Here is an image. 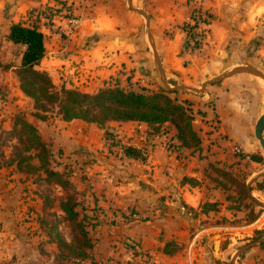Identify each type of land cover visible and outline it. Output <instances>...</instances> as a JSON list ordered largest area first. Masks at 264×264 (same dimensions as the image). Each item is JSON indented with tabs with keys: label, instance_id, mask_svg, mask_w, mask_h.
<instances>
[{
	"label": "crops",
	"instance_id": "crops-1",
	"mask_svg": "<svg viewBox=\"0 0 264 264\" xmlns=\"http://www.w3.org/2000/svg\"><path fill=\"white\" fill-rule=\"evenodd\" d=\"M223 9L243 10V25L257 29L259 19L264 17V0H0V63L3 64L0 108L7 106L0 112V119L4 123L9 124L14 118L12 111L19 98L27 99L14 79L25 47L8 40L11 27L17 24L36 26L43 33L45 57L37 69L46 73L59 90L95 95L101 89L114 87L135 92L142 89L164 92L176 86L208 87L197 99L203 108L207 105L206 110L203 109V117L193 125L201 144L195 149L181 147L177 155L167 148L171 139L179 143L176 128L169 123L159 127L138 122H109L102 127L82 120L65 122L60 117L58 128L50 120L41 121L38 127L33 125L41 137L44 133L48 135L42 138L44 142L52 141L53 148L58 146L64 151L62 158L74 169L79 167L89 173L92 186L86 180L76 185L86 208L102 207L108 214L105 222L100 223V233L97 231L98 243L114 247L119 239L120 227L112 226L116 219L109 220L115 209L113 202L110 205L113 199L128 202L136 211L121 223L124 226L121 237L128 235L137 243L133 244L134 249L126 251L130 261L126 264H193L192 256L198 261L197 255L204 249L200 244L196 248V243L205 233H242L256 228L264 219L263 216L251 222L243 221L245 214L231 211L229 205L222 213H215L223 203L221 194L229 192L231 185L226 184L227 178L245 162L234 157L230 143L221 140L222 135L240 146L245 156L256 155L260 143L257 144L255 128L254 134L249 130L251 115L244 110L243 102L248 96V89L243 86H253L250 78L253 75L243 73L214 84L207 83L217 75L244 66L247 59L231 62L225 60V53L213 54L206 62L199 59L201 54L179 56L187 45L186 30L179 28L188 25L193 12L218 16ZM67 10L74 13L76 28L66 16ZM171 27L179 29L173 36L166 34V29ZM17 48L21 49L18 57L12 52ZM12 61L17 65H12ZM253 65L259 68L262 64L254 58ZM186 91L191 92L188 88L178 89V92ZM184 99L190 109L196 108L191 106L190 98ZM212 100L219 112L216 121L225 127V133L222 128L220 131L214 128L213 117L207 111ZM225 106L231 110L229 115ZM126 149L131 150L130 156L125 155ZM262 175L264 166L257 168L252 178L260 179ZM115 180L118 183L113 185ZM70 182L73 183L72 179ZM117 188L122 193H116ZM250 192L251 200L254 188ZM228 197L224 199L227 204ZM187 208L194 212L190 213ZM230 212L238 213L237 217L232 215L235 224L227 220ZM216 215L222 217L221 221L214 222ZM187 241L188 259L181 251ZM173 242L180 247L179 251L171 250ZM226 243L220 250L221 255ZM114 251L110 254L119 259Z\"/></svg>",
	"mask_w": 264,
	"mask_h": 264
},
{
	"label": "rangeland",
	"instance_id": "rangeland-1",
	"mask_svg": "<svg viewBox=\"0 0 264 264\" xmlns=\"http://www.w3.org/2000/svg\"><path fill=\"white\" fill-rule=\"evenodd\" d=\"M67 11V17L74 15L72 11V13H69V10ZM242 12L243 10L240 9H223L218 16L204 11L201 12L202 17L204 16L207 20L206 23L201 24L203 42L195 50H189L185 47L180 52V57H185L186 54H195V56L201 54L199 59L201 58L205 62L213 54L221 56L224 53L225 60L231 62H241L243 59H247L248 62L244 66L235 67L223 74L217 75L207 84L221 79L238 68H254L264 74V17L259 19L257 29H254L252 25H243ZM140 13L145 16L143 11H140ZM189 27L190 24L189 26L184 24L179 29L180 31H185ZM179 29L171 27L169 30L166 29V34L173 36ZM247 31L248 33H246ZM246 38H249L248 41H246ZM20 50L17 48L12 52L18 57L21 52ZM203 52L205 53L203 54ZM254 58L258 59L263 67L259 65V68H256L253 65ZM11 64L17 65L16 61H12ZM2 68L3 64L0 63V70ZM19 70L14 79L17 86L21 88ZM250 78H252L251 80H253L254 84L253 86H243L248 89V96L244 98L245 101L243 102L244 110L251 115V128L249 130L254 134L255 125L264 114V81L254 76ZM182 88H188L191 92H178V89ZM206 88L195 89L187 86H176L164 92L187 110L190 109V104L186 103L184 98L187 97L193 101L191 106H195L196 108L190 109L189 114L193 117L194 125V121H197L199 117H203V109L205 108L206 110L207 107L204 104L203 108L201 101L197 100L202 97V94L207 90ZM56 90L60 91L57 88ZM161 91L157 90L156 93ZM170 92L176 93L172 94ZM19 99L16 109L12 111L13 116H15L11 122L9 124L8 122L4 123L0 119V133L2 132L0 134V264H116V262L118 264H122V262L126 264V262H130L129 258H126L128 254L126 251L134 249L135 247L132 246L137 243L133 242L130 237H127L128 235L121 237L122 233H124V226L121 223L129 220L133 216L132 213L136 211L131 209L132 207L128 205V202L122 203L123 201L113 199L110 205L113 202L112 208L115 206V209H113V216L109 220L116 219L113 221L112 226L116 229L120 227L117 230L120 235L119 239H117V244L114 247L103 245L101 242L98 243L96 238L97 231L100 233V223L105 222L108 214L106 215V211L102 207L86 208V204L80 201L77 185L82 182L84 183L86 180L90 184L88 186H92L91 180H89V173L86 174V171L80 170L79 167L74 169L73 165L66 162L64 157L62 158L64 151L60 147L55 146L53 148L52 141H43L42 138H47L48 135L42 132L43 136L41 139L49 153L47 155L49 171L58 172L64 181L69 182L70 179L73 181L69 186L59 185L55 179L50 178L48 173L41 168V158L37 151L30 148L29 141L20 124V121H24L38 127L41 126V121L50 120L54 125L57 124L58 128L59 123L57 121H59L60 117L62 119L59 107L49 105V102L43 101L48 110L46 112L43 110L45 108H40L28 97L26 99V97L21 96ZM209 102L210 104L208 105L211 106V109L209 108L207 111L213 117L212 123L215 126L214 128L219 129V131L222 128L225 133V127L220 125L221 122L216 121L219 112L215 108L214 100ZM5 107L7 108V106H3L2 109L0 108V112L5 111ZM225 109L226 114L229 115L231 110L227 106H225ZM225 123L231 124L228 121ZM198 126H196V129H198ZM3 127L6 128L4 129L5 131H3ZM169 128L171 129V127ZM42 131L45 130L42 129ZM252 134L250 133L251 136ZM221 140L230 143L229 146L234 157H239L241 161L245 162L240 169L237 168L239 171H233L230 173L232 174L230 175L231 177L227 178L226 184L231 185L228 189L229 192L221 194L222 197L224 195L223 203L219 204L221 207L215 213H222L225 209L224 207L229 205L231 211H240L242 216L245 214L246 219H243V221L251 222L257 217H263L264 175H262L263 178L254 179L252 178V173L257 168L264 166V149L260 145V150L256 155L245 156L240 146L234 144L229 136L222 135ZM172 141L173 139L169 142L171 143ZM184 152L186 153L187 151L185 150ZM253 182H255V185L251 187ZM117 183V180H115L113 185ZM251 188H254L255 194H252V199L250 200L248 197L251 195ZM115 192L122 193L121 190L118 191V188ZM228 195L227 204L224 199ZM70 200L72 204L75 203V210L79 215L77 223L69 219L61 209L62 204ZM106 207L108 208L107 205ZM207 208L205 207L204 210H207ZM83 210L87 212V215L84 214ZM187 210L190 213L194 212L188 208ZM225 214H228L227 209ZM233 214H235V217L238 216V213L230 212L229 215L231 217L227 219L230 224H235L234 217H232ZM221 219L220 215H216L213 218L214 222H217V220L221 221ZM139 220L145 221L143 219ZM84 223L89 224L88 237L91 240V248L83 245L84 238L77 226L78 224L83 226L85 225ZM261 224L254 229L248 228L247 231L242 233H234L233 231L225 235L220 232L205 233L196 243V248L201 245V248L204 249L197 255L198 261H196L195 256H192L193 264H264V219ZM193 237L194 235H192L191 239ZM222 238H227V240L222 241ZM59 240L65 241L67 246L60 247L58 244ZM224 242L227 243L221 255L220 250L223 249ZM188 243L189 241L183 244L181 248L183 257L187 259L189 252L185 250V247H188ZM175 244L173 242L170 245L171 250L179 251L180 247ZM243 250L244 252H242ZM113 251L114 254H118L125 261H121L120 258L117 259L118 256L111 255L110 253ZM82 253L87 255L86 259L80 257Z\"/></svg>",
	"mask_w": 264,
	"mask_h": 264
},
{
	"label": "trees",
	"instance_id": "trees-1",
	"mask_svg": "<svg viewBox=\"0 0 264 264\" xmlns=\"http://www.w3.org/2000/svg\"><path fill=\"white\" fill-rule=\"evenodd\" d=\"M197 14L201 15V12L194 11L192 19ZM8 40L15 45L25 47L19 70L22 92L37 106L45 108L43 110L46 112L48 111L47 107L43 104L45 101L49 102V105L59 107L65 122L82 120L102 127L109 122H138L159 127L169 123L176 128L175 137L181 147L195 149L200 146V139L193 129V117L189 114L190 109L187 110L178 104L166 92H148L146 89L135 92L120 87L104 88L95 95L82 94L65 88L57 91L50 77L37 69L45 57L43 33L36 26L26 27L17 24L11 27ZM186 44L188 48V39ZM20 124L29 141L30 148L37 151L41 158V168L59 185L69 186L70 181H64L58 172L49 171L47 157L49 153L38 130L27 122L20 121ZM131 154L130 149L125 150L126 156ZM61 209L69 219L77 223L79 215L75 210V203L72 204L71 200L67 201L62 204ZM84 224L77 226L84 238L83 245L91 248V240L88 237L89 224ZM58 244L60 247L67 246L63 240H59ZM80 257L86 259L87 255L82 253Z\"/></svg>",
	"mask_w": 264,
	"mask_h": 264
},
{
	"label": "built area",
	"instance_id": "built-area-1",
	"mask_svg": "<svg viewBox=\"0 0 264 264\" xmlns=\"http://www.w3.org/2000/svg\"><path fill=\"white\" fill-rule=\"evenodd\" d=\"M68 15V14H67ZM196 18V19H194ZM192 19V17L189 20V24L190 27L186 30V34H187V39H188V43H189V49L190 50H195L196 48H198L200 46V44L203 42V38H202V32H201V24L202 23H206L207 20L206 18H204V16L202 17V14L199 15H195ZM68 19L70 20V23L74 26V28L77 27V20L75 18V16H70L68 17ZM188 24V26H189ZM180 144L179 143H174V142H169L167 144V148L168 151L172 154H179L180 153Z\"/></svg>",
	"mask_w": 264,
	"mask_h": 264
},
{
	"label": "water",
	"instance_id": "water-1",
	"mask_svg": "<svg viewBox=\"0 0 264 264\" xmlns=\"http://www.w3.org/2000/svg\"><path fill=\"white\" fill-rule=\"evenodd\" d=\"M243 73L253 75V76L260 78L264 81V74H262L258 70L254 69V68H238V69L234 70L233 72L223 76L221 79H217V80L211 82L210 84L220 82V80H222L223 78H230L232 76H236V75L243 74ZM180 90H182V89H180ZM263 133H264V114H263V116H261V118L259 119V121L257 122L256 127H255V138L260 143L262 148L264 149ZM242 252H244V250Z\"/></svg>",
	"mask_w": 264,
	"mask_h": 264
}]
</instances>
